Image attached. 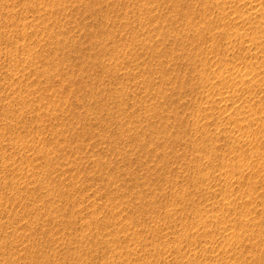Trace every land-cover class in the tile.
I'll list each match as a JSON object with an SVG mask.
<instances>
[{
    "label": "rangeland",
    "instance_id": "374dc122",
    "mask_svg": "<svg viewBox=\"0 0 264 264\" xmlns=\"http://www.w3.org/2000/svg\"><path fill=\"white\" fill-rule=\"evenodd\" d=\"M0 264H264V0H0Z\"/></svg>",
    "mask_w": 264,
    "mask_h": 264
},
{
    "label": "bare ground",
    "instance_id": "6f19581e",
    "mask_svg": "<svg viewBox=\"0 0 264 264\" xmlns=\"http://www.w3.org/2000/svg\"><path fill=\"white\" fill-rule=\"evenodd\" d=\"M245 82V81H244ZM249 83V82H248ZM252 83V82H251Z\"/></svg>",
    "mask_w": 264,
    "mask_h": 264
}]
</instances>
